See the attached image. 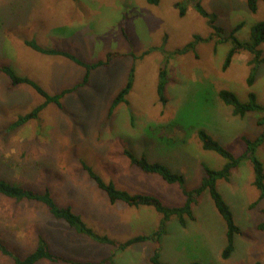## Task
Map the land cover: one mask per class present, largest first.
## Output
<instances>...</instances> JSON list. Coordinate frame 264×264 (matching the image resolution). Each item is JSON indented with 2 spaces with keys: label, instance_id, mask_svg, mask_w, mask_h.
<instances>
[{
  "label": "rangeland",
  "instance_id": "374dc122",
  "mask_svg": "<svg viewBox=\"0 0 264 264\" xmlns=\"http://www.w3.org/2000/svg\"><path fill=\"white\" fill-rule=\"evenodd\" d=\"M194 1L0 0V66H12L50 94L81 82L86 68L65 56L38 52L24 43L26 38H35L47 48L69 50L86 62L105 59L113 51L136 55L94 69L87 85L63 96V109L49 103L38 119L12 131H7L8 126L44 97L26 83L10 88L9 76L0 71V180L37 190L49 186L60 205H71L98 233L126 241L154 233L162 215L153 206L111 203L83 169L81 159L117 187L155 195L175 207L185 203L181 186L132 166L124 149L146 154L150 161L182 173L188 189L201 185L206 174L203 163L221 168L226 162L217 152L203 148L199 127L241 155L246 150L242 137L255 138L264 127L257 124V112L234 115L233 107L224 103L219 92L232 90L245 101L254 91L264 104V65L250 87L249 52L236 54L227 70L222 67L231 42L221 43L216 50L214 40L201 42L196 51L171 55L166 105L157 93L160 67L168 54L184 47L196 34L207 37L213 32ZM177 2H188L186 15L179 14ZM201 2L208 11L217 13V23L227 32L243 22L237 32L241 40H248L253 24L264 20V1L259 2L256 12L249 9L247 0ZM123 24L131 42L123 34ZM261 48L264 55V43ZM132 67L135 78L129 102L119 104L109 115L110 105L127 83ZM180 117L191 125L189 131L178 122ZM257 155L264 163V143ZM254 177L250 160L244 159L230 180H218V189L243 231L235 236L230 258L222 257L227 223L205 190L193 206L195 220H189L187 226L176 216L168 221L161 260L165 264H254L264 260V230L257 227L264 222V199L250 208L260 196ZM139 213L156 216L148 221V216L140 217ZM40 234L52 251L72 259L100 261L114 253L115 264H153L152 240L116 250L76 233L64 220L54 218L45 204L17 202L0 195V238L10 249L24 256L35 249ZM0 264L14 261L0 251ZM36 264L65 263L43 259Z\"/></svg>",
  "mask_w": 264,
  "mask_h": 264
},
{
  "label": "trees",
  "instance_id": "16d2710c",
  "mask_svg": "<svg viewBox=\"0 0 264 264\" xmlns=\"http://www.w3.org/2000/svg\"><path fill=\"white\" fill-rule=\"evenodd\" d=\"M264 0H247L249 9L256 12L259 7V2ZM151 4H158L160 0H148ZM176 7L179 9V14L181 16L186 15L189 4L188 2H177ZM195 9L204 17L208 19V24L212 28L213 32L204 37L200 34L194 35L191 42L186 44L184 47L172 51L168 54V58L162 63L159 71V80L157 85V93L160 101L166 105L168 103L167 96V85L170 82L168 73V61L171 55L184 54L187 51H196L198 44L201 42H208L214 40L215 50L221 43L231 42L232 46L228 51L226 59L223 63V70H227L232 63L234 56L243 51L249 52L251 58L248 64L251 67L250 74L247 78L248 85L252 87L255 84L258 70L264 65V55L261 45L264 43V20L254 23L251 27L250 38L248 40H241L237 36V32L244 26L243 22L237 23V25L227 32L225 28L217 23L218 15L215 12L208 11L203 5L201 0L194 1ZM124 36L131 42L129 34L125 28V24L122 26ZM24 43L33 48L34 50L41 52L43 54L52 55H62L65 56L77 64H80L86 68L85 75L81 82L73 87L64 89L63 91L50 94L46 91L37 81L34 79L19 74L12 66L4 64L0 66V71L7 74L10 78L9 87L26 83L32 86L39 94L44 97V101L35 106L31 111L20 114L16 120H14L9 126L7 131H12L18 127L25 125L30 120L38 119L41 112L49 105V103L56 104L59 108L63 109L62 98L65 94L73 92L78 88L85 86L89 83L91 72L101 66L108 67L115 59L126 57L132 55L136 57L134 53H123L113 51L108 53L107 57L102 60L94 62H86L75 54L66 49L59 48H47L38 43L34 39H24ZM148 52V51H147ZM145 52L144 54H146ZM143 54V55H144ZM135 78V68H131L129 79L125 86L120 90L117 96L114 98L109 115H112L116 106L121 103H128V95L133 87ZM220 98L225 104L233 107V114L237 116L244 117L247 112H257L259 113L257 124L264 127V104L259 102L256 92L250 91L248 95V100L242 101L239 96L232 90L221 89L219 92ZM181 125L185 124L188 131L191 129V125L187 122L184 123L182 117L178 121ZM194 129H197L196 127ZM159 132H156L158 136ZM155 134V133H154ZM197 134L202 142V146L206 150H213L223 156L226 162L221 168H213L206 163H203L205 168V176L202 180L200 186L194 189H188L185 186V176L182 173L175 172L171 170L166 164L162 162L150 161L146 154L137 155L134 151L126 148L124 149V154L130 161L132 166L139 167L143 172L150 174H158L166 182L178 183L185 195V203L181 206H168L159 197L152 194L143 193H131L127 190L117 187L113 181H107L100 173H98L93 166L88 164L85 160L81 159V164L83 169L88 173L89 177L95 181L97 186L105 191L109 197L111 203H116L117 201H123L130 206L140 207V206H153L161 215V221L158 228L152 234L148 235H137L126 241H117L108 235L100 234L94 230L87 222L73 210L71 205H60L53 194L51 193V188L46 186L43 190H37L35 188L25 186L23 184L11 183L6 180H0V195H4L8 198L14 199L17 202L21 201H31L39 202L45 204L51 215L58 219L64 220L76 233L88 236L90 239L98 243H106L114 246L116 250H125L129 246L152 240L155 243L154 254L151 256V262L153 264H165L160 257V252L162 249V238L166 233L167 223L172 218L176 216L182 226H187L189 220H195L196 217L193 212V206L198 203L200 196L205 190H208L214 200V203L219 210L220 214L223 216L227 223V245L222 252V257L227 259L230 258L233 251L235 250V236L237 234H242L243 231L241 227L236 223L232 209L227 201H225L222 193L218 189V180H230L232 172L237 168L241 161L244 159L250 160L254 169V184L260 191V196L256 201L250 204V208L257 206L259 201L264 199V163L257 155V149L264 143V130L255 138H250L248 136H243V140L246 143V150L239 156L235 155L230 149L225 147L219 140L215 139L210 133L205 129L199 127L197 129ZM159 137V136H158ZM161 140L163 138L159 137ZM264 210V208H263ZM258 229L264 230V222L257 225ZM0 251L13 259L14 264H36L39 261L46 259L52 262H62L65 264H115L114 253L110 256L103 258L100 261H83L76 260L66 257L62 254H57L52 251L47 239L40 234L38 237V243L35 249L22 256L16 253L14 250L10 249L7 244L0 238ZM191 264H201L198 261L192 262ZM254 264H264V260L257 261Z\"/></svg>",
  "mask_w": 264,
  "mask_h": 264
},
{
  "label": "crops",
  "instance_id": "0c3cea01",
  "mask_svg": "<svg viewBox=\"0 0 264 264\" xmlns=\"http://www.w3.org/2000/svg\"><path fill=\"white\" fill-rule=\"evenodd\" d=\"M236 169V168H235ZM224 180V179H223ZM225 181H227V180H225ZM140 215V217H142L143 215H145V216H148V221H149V217H152V216H156L154 213H139ZM148 221H146L145 223H146V225H148ZM160 221H161V219L159 220V222H158V224H157V228H158V226H159V223H160Z\"/></svg>",
  "mask_w": 264,
  "mask_h": 264
}]
</instances>
